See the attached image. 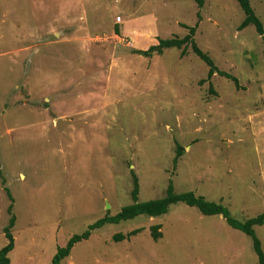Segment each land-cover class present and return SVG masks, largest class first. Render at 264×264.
<instances>
[{
    "label": "rangeland",
    "instance_id": "rangeland-1",
    "mask_svg": "<svg viewBox=\"0 0 264 264\" xmlns=\"http://www.w3.org/2000/svg\"><path fill=\"white\" fill-rule=\"evenodd\" d=\"M250 5L264 28V0ZM244 17L237 0H0V249L7 188L10 264H50L73 235L130 205V170L139 202L165 197L171 180L237 221L264 212L263 41L253 25L238 31ZM196 24L197 46L241 89L217 75L200 84L208 67L190 47L141 54ZM254 230L264 252V225ZM61 264L258 260L221 216L178 203L92 231Z\"/></svg>",
    "mask_w": 264,
    "mask_h": 264
},
{
    "label": "trees",
    "instance_id": "trees-1",
    "mask_svg": "<svg viewBox=\"0 0 264 264\" xmlns=\"http://www.w3.org/2000/svg\"><path fill=\"white\" fill-rule=\"evenodd\" d=\"M197 7L201 9L204 5L205 0H194ZM240 8L244 13V20L238 26V31H242L249 25L255 27L256 33L261 37L263 41V54H264V28L260 20L256 17L251 5L250 0H237ZM198 21L201 19L200 12L197 13ZM187 28V27H186ZM188 34L182 38H172V39H158L157 45L150 46L146 51H144L145 57H151L153 55L161 56L163 51L169 48L181 49L180 56L184 57L187 53V48L190 47L192 53L198 57L207 67L208 72L204 80L199 83L203 84L209 82L210 79L217 75L223 77L234 84V87L239 90L241 89L239 81L236 77L220 71L212 61V59L201 51L194 41V35L197 29V24L192 28H187ZM118 34V30H115ZM211 88V85H210ZM183 148L176 145V153L173 159V165L177 164L178 159L182 156ZM1 173V172H0ZM1 176V174H0ZM130 176L132 180V190L130 193L132 203L130 205L124 206L121 210L114 216L106 215L103 218L97 220L93 224L88 226V229L80 235H73L66 245L62 248H58L56 253L51 259L50 264H61V262L70 255L73 247L83 241L88 240L92 231L102 228L106 224H118L123 221L133 220L134 218L145 215L150 218L159 217L165 215L171 205L182 203L188 207L197 209L204 216H221L225 223L234 230L240 231L244 235L248 236L252 241V249L257 257L258 264H264V252L261 247L260 240L255 234L254 227L264 225V212L257 215L254 218L240 222L231 217L228 209L221 204L208 202L203 197H197L193 192H185L177 194L174 192V188L171 180L168 183L165 197L155 200H150L147 202H139V183L135 173L130 170ZM2 185L5 184L4 180L1 181ZM7 197L10 199V204L7 208L8 215L10 216L7 226L3 229L4 237L7 239V244L0 249V264H10L9 253L14 249V238L12 235V228L15 225L16 218L13 214V199L11 197L10 191L4 189ZM160 226H152L150 228V235L154 241H157L162 237ZM140 230H133L126 235L115 234L112 239L114 242H121L123 240H128L131 237L137 235Z\"/></svg>",
    "mask_w": 264,
    "mask_h": 264
},
{
    "label": "water",
    "instance_id": "water-1",
    "mask_svg": "<svg viewBox=\"0 0 264 264\" xmlns=\"http://www.w3.org/2000/svg\"><path fill=\"white\" fill-rule=\"evenodd\" d=\"M142 55H144V53H141Z\"/></svg>",
    "mask_w": 264,
    "mask_h": 264
},
{
    "label": "built area",
    "instance_id": "built-area-1",
    "mask_svg": "<svg viewBox=\"0 0 264 264\" xmlns=\"http://www.w3.org/2000/svg\"><path fill=\"white\" fill-rule=\"evenodd\" d=\"M120 20V19H119Z\"/></svg>",
    "mask_w": 264,
    "mask_h": 264
}]
</instances>
